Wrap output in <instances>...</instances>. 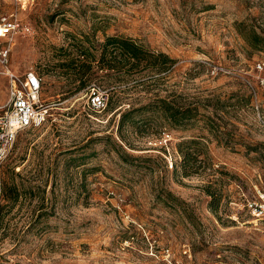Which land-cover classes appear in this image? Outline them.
Listing matches in <instances>:
<instances>
[{
    "label": "rangeland",
    "instance_id": "374dc122",
    "mask_svg": "<svg viewBox=\"0 0 264 264\" xmlns=\"http://www.w3.org/2000/svg\"><path fill=\"white\" fill-rule=\"evenodd\" d=\"M2 14L27 27L8 69L38 74L50 115L0 165V264H264V47L245 37L264 34V0H0ZM114 34L174 61L136 84L95 77L75 90L61 49L75 55ZM91 87L107 100L100 111ZM8 89L0 65V106ZM157 97L194 116L175 127L139 112ZM190 138L205 155L182 176L177 144Z\"/></svg>",
    "mask_w": 264,
    "mask_h": 264
},
{
    "label": "trees",
    "instance_id": "16d2710c",
    "mask_svg": "<svg viewBox=\"0 0 264 264\" xmlns=\"http://www.w3.org/2000/svg\"><path fill=\"white\" fill-rule=\"evenodd\" d=\"M246 39L253 49L264 47V34H260L249 28ZM85 40L90 42L89 36ZM92 45V46H91ZM91 45H85L83 42L78 46L79 53L73 55L67 49H61L62 57L58 62L60 69L67 74V79L78 81L79 85L75 90L88 86L93 78H113L116 81L131 79L133 84L143 81L145 76H152L156 73L165 71L173 63V59L164 52H154L149 50L144 44L136 39L120 34L105 35L104 39L97 44L91 42ZM93 48L95 50H93ZM102 73V74H99ZM149 109L151 113H157L163 120L168 121L175 127H185V125L194 116L192 108L176 106L171 101L157 97L147 104L143 105L139 112ZM135 111L131 108L122 113L119 121V129L129 114ZM136 127V121H133ZM208 130L212 131V126L208 125ZM139 133L142 130H138ZM178 152L182 159L179 163V171L182 176H189L198 173L201 163L200 155H205L201 140L190 138L180 141L177 144ZM123 157L128 158L130 155L123 151ZM13 170V168H11ZM11 170V172H12ZM176 172V165L173 170ZM3 186L1 184L0 196H2ZM12 186L5 188L6 196L17 199V194H13ZM207 193L214 197V194L207 188ZM168 196L173 197L171 193ZM213 202V201H212ZM211 208L215 211L213 203ZM2 208L0 205V219L2 217Z\"/></svg>",
    "mask_w": 264,
    "mask_h": 264
},
{
    "label": "built area",
    "instance_id": "2783aa9c",
    "mask_svg": "<svg viewBox=\"0 0 264 264\" xmlns=\"http://www.w3.org/2000/svg\"><path fill=\"white\" fill-rule=\"evenodd\" d=\"M25 28L13 14L0 16V65L6 68L9 78L8 99L0 106V165L9 157L18 134L42 126L50 115L48 105L41 99V79L38 74L28 71L18 75L8 69L11 41ZM255 69L258 72L264 71V60H258ZM259 83L264 87V75L259 77ZM106 104L107 100L101 90L91 87L88 106L93 111H100ZM170 139L171 133L164 131L159 142L166 145Z\"/></svg>",
    "mask_w": 264,
    "mask_h": 264
}]
</instances>
